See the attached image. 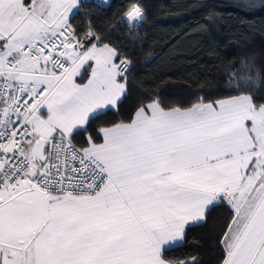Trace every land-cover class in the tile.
Wrapping results in <instances>:
<instances>
[{
	"label": "snow or ice",
	"instance_id": "6c2138e0",
	"mask_svg": "<svg viewBox=\"0 0 264 264\" xmlns=\"http://www.w3.org/2000/svg\"><path fill=\"white\" fill-rule=\"evenodd\" d=\"M86 4L0 0V264H201L167 252L221 207L217 264H264V94L251 63L238 77L232 66L237 87L190 106L149 97L104 119L128 97L145 5L126 0L112 28L85 30L73 19ZM229 7L247 16L264 0Z\"/></svg>",
	"mask_w": 264,
	"mask_h": 264
},
{
	"label": "trees",
	"instance_id": "16d2710c",
	"mask_svg": "<svg viewBox=\"0 0 264 264\" xmlns=\"http://www.w3.org/2000/svg\"><path fill=\"white\" fill-rule=\"evenodd\" d=\"M231 0H141L146 19L132 30L135 44L128 46L132 69L128 97L120 109L121 116L109 113L104 119L122 118L134 111L139 101L149 97L159 99L166 106H190L198 98L221 88L237 87L241 74L240 62L252 65L253 91L264 94V11L239 14L229 7ZM200 6L191 10L190 6ZM126 0H109L101 4L87 0L73 24L87 30L90 23L102 29L113 27V18ZM200 29L193 30L194 21ZM116 34L129 37V29ZM146 29V30H145ZM189 31L195 34L187 36ZM179 34V35H178ZM177 37L176 39H173ZM231 80V83L229 81ZM239 88H249L247 80L239 81ZM100 121H95L94 126ZM227 219L224 208H215L205 226H193L183 244L171 247L167 258L171 261L198 257L201 264H217L219 252L215 246L217 230Z\"/></svg>",
	"mask_w": 264,
	"mask_h": 264
},
{
	"label": "crops",
	"instance_id": "0c3cea01",
	"mask_svg": "<svg viewBox=\"0 0 264 264\" xmlns=\"http://www.w3.org/2000/svg\"><path fill=\"white\" fill-rule=\"evenodd\" d=\"M94 1H97V2H99V3H101V4H107L109 0H94ZM179 244H180V243L177 242V243H176L175 245H173L172 247H175V246H177V245H179Z\"/></svg>",
	"mask_w": 264,
	"mask_h": 264
}]
</instances>
